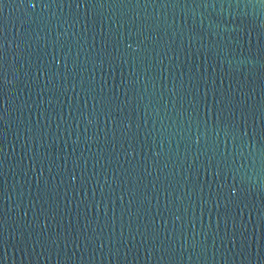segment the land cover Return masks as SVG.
Wrapping results in <instances>:
<instances>
[{
	"label": "water",
	"instance_id": "obj_1",
	"mask_svg": "<svg viewBox=\"0 0 264 264\" xmlns=\"http://www.w3.org/2000/svg\"><path fill=\"white\" fill-rule=\"evenodd\" d=\"M0 264H264V0H0Z\"/></svg>",
	"mask_w": 264,
	"mask_h": 264
}]
</instances>
